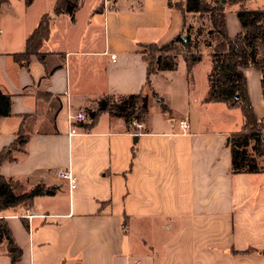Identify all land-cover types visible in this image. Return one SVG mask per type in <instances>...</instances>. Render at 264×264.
<instances>
[{"label": "crops", "instance_id": "crops-1", "mask_svg": "<svg viewBox=\"0 0 264 264\" xmlns=\"http://www.w3.org/2000/svg\"><path fill=\"white\" fill-rule=\"evenodd\" d=\"M54 2L20 24L9 0L0 5V94L11 95V113L0 117V152L15 146L20 130L27 136L0 173L53 188L0 211L22 248L17 264H264V171L231 169L227 139L243 117L238 107L204 101L209 47L201 46L191 79L181 56L174 69L152 74L155 93L140 134L107 112L93 123L87 114L101 96L139 93L147 78L143 45L182 34V13L167 0H79L73 19L51 16L39 54L19 64L13 54L25 50ZM244 6L264 8V0ZM239 8L226 11L231 36L241 31ZM243 72L255 116L264 118L261 74ZM80 109L86 121L69 118ZM67 165L78 181L72 190L56 174ZM26 206L37 216L24 218ZM0 264H11L5 242Z\"/></svg>", "mask_w": 264, "mask_h": 264}, {"label": "trees", "instance_id": "trees-1", "mask_svg": "<svg viewBox=\"0 0 264 264\" xmlns=\"http://www.w3.org/2000/svg\"><path fill=\"white\" fill-rule=\"evenodd\" d=\"M5 0H0V5ZM168 5L178 9L183 15V32L164 44L155 42L145 44L149 51L142 50V56L147 64L145 85L139 93H131L120 97L104 95L95 100V108L87 109L90 121L107 112L109 115L122 118L127 129L136 134L135 122L146 121L148 114V95L151 89L153 73L174 69L178 56H181L187 66L189 79L192 69L201 61V46L210 48L211 69L208 74V93L205 102H224L229 107H238L243 117L239 130L232 132L227 140L231 150V169L235 173L264 171V118L255 116L246 86V76L243 69L252 67L261 74V86L264 93V8L247 9V0H167ZM28 5L32 0H24ZM51 13H44L33 31L25 40L23 51L14 53V59L23 64L30 55L39 54V47L48 38L52 15L68 14L71 19L79 7V0H55ZM239 4L236 17L241 31L231 36L226 28V11L231 5ZM186 13L197 14V18L209 24L202 29H195L188 22ZM186 36L185 38L183 36ZM153 93H155L153 91ZM11 95L0 94V117L11 113ZM162 110L166 111L163 104ZM15 146L0 152V164L13 160V148L21 147L27 141L26 134L19 131L16 134ZM264 160V159H263ZM53 194V188L43 183L23 185L18 180L7 178L0 173V211L20 204H32L36 196ZM5 242L11 264H17L21 259L22 248L14 241L11 229L4 217L0 216V243Z\"/></svg>", "mask_w": 264, "mask_h": 264}, {"label": "rangeland", "instance_id": "rangeland-1", "mask_svg": "<svg viewBox=\"0 0 264 264\" xmlns=\"http://www.w3.org/2000/svg\"><path fill=\"white\" fill-rule=\"evenodd\" d=\"M33 2V3H32ZM30 3L31 6L27 7L26 4H24V0H9L10 5L19 13V11L22 13V16H19L18 20H20L19 24L24 21L25 19H29V21H32L33 17H35L36 14H38L42 9L48 8L50 5L49 3L51 0H32ZM29 5V4H28ZM86 5V4H85ZM82 6V4L79 2V8ZM84 6V5H83ZM85 7V6H84ZM188 22L192 24V26L196 29L197 26H202V29H205L209 27V24L207 22L202 23L200 19H198L196 16L197 14H191L188 13ZM143 50L149 51L148 47L144 46ZM203 70V68H202ZM202 71L198 72V79L200 82L205 78L203 74H201ZM233 118H230V125L236 124L239 120L235 116H232ZM240 117V116H239ZM241 118V117H240ZM55 219V218H54ZM53 218H46L47 222L54 221ZM56 220V219H55ZM58 220V219H57Z\"/></svg>", "mask_w": 264, "mask_h": 264}, {"label": "built area", "instance_id": "built-area-1", "mask_svg": "<svg viewBox=\"0 0 264 264\" xmlns=\"http://www.w3.org/2000/svg\"><path fill=\"white\" fill-rule=\"evenodd\" d=\"M70 119L74 120L75 122H84L87 120V114L85 112V110L83 109H80L79 111L75 112L74 114L70 115L69 116ZM138 129V132L136 134H140V129L142 128L143 126V123L140 122V123H137L135 122L134 123ZM181 127L183 128V130L185 131V129H187L189 127V124L187 122H182L181 123ZM76 129L75 128H72L70 130V132L72 133H75ZM56 174L59 178L63 179L65 182H67V185L69 186L70 190L72 189H75L77 187V179H76V176L72 170V168L67 165V166H63V167H57L56 168ZM22 216L25 218H28V219H31L32 217L34 216H37L35 215L32 211H31V208L26 206L24 208V214H22ZM42 217H47L48 215H45V214H41Z\"/></svg>", "mask_w": 264, "mask_h": 264}, {"label": "water", "instance_id": "water-1", "mask_svg": "<svg viewBox=\"0 0 264 264\" xmlns=\"http://www.w3.org/2000/svg\"><path fill=\"white\" fill-rule=\"evenodd\" d=\"M224 2V0H222ZM184 38L186 37L185 35L183 36ZM136 139V138H135ZM228 140V139H227Z\"/></svg>", "mask_w": 264, "mask_h": 264}]
</instances>
